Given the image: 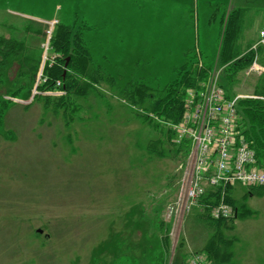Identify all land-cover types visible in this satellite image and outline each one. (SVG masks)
Returning a JSON list of instances; mask_svg holds the SVG:
<instances>
[{
  "label": "rangeland",
  "instance_id": "rangeland-1",
  "mask_svg": "<svg viewBox=\"0 0 264 264\" xmlns=\"http://www.w3.org/2000/svg\"><path fill=\"white\" fill-rule=\"evenodd\" d=\"M238 6L247 10L246 44L264 28V0H0V42L20 44L15 55L38 62L34 82L49 54L50 20L81 28L92 68L106 75L95 91L71 97L68 119L63 108L55 113L43 109L44 100L31 102L35 84L26 99L0 89L10 101L0 121V264H163L156 260L163 235L164 264L178 253L189 262L203 239L186 231L185 219L199 202L179 215L167 212L181 198L191 147L185 161L147 154L142 149L161 132L119 91L135 82L161 89L186 51L207 58L213 70L206 82L223 90L215 64L220 17ZM252 51L236 75V94L252 96L264 75ZM46 94L52 103L62 92ZM227 194L248 213L227 221L232 227L223 232L233 243L222 264H264V187L232 184Z\"/></svg>",
  "mask_w": 264,
  "mask_h": 264
},
{
  "label": "trees",
  "instance_id": "trees-1",
  "mask_svg": "<svg viewBox=\"0 0 264 264\" xmlns=\"http://www.w3.org/2000/svg\"><path fill=\"white\" fill-rule=\"evenodd\" d=\"M246 11V8L238 6L225 10L220 17L215 64L222 69L220 87L226 98L237 95L233 90L237 82L236 75L239 71L246 69L254 57L250 45L255 40L244 44ZM80 29H74L70 24L56 23L54 25L50 37L51 54L54 57L52 61L46 60L43 63L37 83L34 82V75L39 66L38 62L32 58L30 62L27 52L24 55L21 53L15 55L22 48L20 44L17 46V43L12 40L3 39L0 42V89L9 90L10 96L20 93L26 99L31 93L32 85L35 84L31 102L44 100L43 109H51L57 113L60 108H63V116L67 119L71 117L70 114H65L68 105H72L71 97H84L91 91H95L93 84L99 82L101 76H106L99 68H92L91 56ZM257 50L258 56H264V47L259 46ZM202 57V55L200 58L196 55L191 56L186 51L184 60L174 70V77L161 89H151L145 82H135L129 83L119 91L120 95L128 100L130 106L141 109L139 111L141 113L138 112L139 116L155 128L158 127L161 132L162 137L158 138L159 140L149 142L145 149H142L147 154L158 157L171 154L185 161L191 147L190 141L187 138L177 140L172 125L177 124L182 117L187 91L199 90L211 75L212 64L206 57ZM260 57H258L259 62L264 64V59ZM8 59H13L9 67L6 66ZM50 91H61L62 94L56 96L50 103V96L46 94ZM7 102L10 101L0 98V121L8 106ZM49 105L51 106L48 107ZM76 108L74 103L73 109ZM237 111L238 131L249 147L254 150L258 167L264 170V75L256 79L252 96L237 100ZM229 190L230 185L224 187L206 185L198 199L199 208L185 219L186 231L190 235H195V232L199 231L200 238L203 239L199 250L193 253L203 255L208 264L228 262L233 241L231 238H226L223 232L232 227L227 225V221L237 215L248 213L245 204L234 201L227 194ZM224 197L228 203L230 202L233 214L228 218L215 219L211 216V209L220 202L226 203ZM192 237L196 238V235ZM167 240L166 235L160 239L161 253L156 259L163 264L168 259L165 255L168 254ZM181 243H183L182 238ZM186 257L187 254L178 253L174 264H185Z\"/></svg>",
  "mask_w": 264,
  "mask_h": 264
},
{
  "label": "built area",
  "instance_id": "built-area-1",
  "mask_svg": "<svg viewBox=\"0 0 264 264\" xmlns=\"http://www.w3.org/2000/svg\"><path fill=\"white\" fill-rule=\"evenodd\" d=\"M56 20L47 22L44 42V62L52 61L50 37ZM264 47V28L258 30L251 49ZM43 62V63H44ZM255 64V62H254ZM254 66V65H253ZM57 84H59L57 82ZM244 95L226 98L212 80L199 90H188L180 121L172 127L178 138H187L191 144L189 165L182 180L180 200L171 206L167 216L189 210L204 192L206 185L264 186V170L256 162L254 150L238 131L237 100ZM232 208L224 202L211 209L215 219L228 218ZM188 264H207L201 254L191 255Z\"/></svg>",
  "mask_w": 264,
  "mask_h": 264
}]
</instances>
